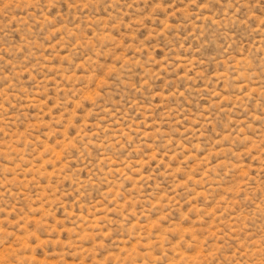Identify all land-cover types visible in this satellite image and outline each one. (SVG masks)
I'll list each match as a JSON object with an SVG mask.
<instances>
[{"label":"rangeland","instance_id":"rangeland-1","mask_svg":"<svg viewBox=\"0 0 264 264\" xmlns=\"http://www.w3.org/2000/svg\"><path fill=\"white\" fill-rule=\"evenodd\" d=\"M262 262L264 0H0V264Z\"/></svg>","mask_w":264,"mask_h":264},{"label":"snow or ice","instance_id":"snow-or-ice-1","mask_svg":"<svg viewBox=\"0 0 264 264\" xmlns=\"http://www.w3.org/2000/svg\"><path fill=\"white\" fill-rule=\"evenodd\" d=\"M69 6H71V5H69ZM201 6H203V5H201ZM155 7H156L157 9H159V8L161 7V5H160L159 3H157V4H155ZM262 264H264V262H262Z\"/></svg>","mask_w":264,"mask_h":264}]
</instances>
